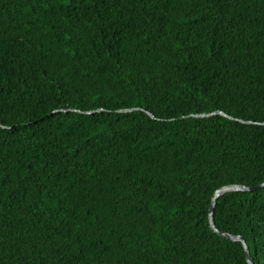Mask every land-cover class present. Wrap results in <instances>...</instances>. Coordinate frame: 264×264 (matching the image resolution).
<instances>
[{"label":"trees","instance_id":"16d2710c","mask_svg":"<svg viewBox=\"0 0 264 264\" xmlns=\"http://www.w3.org/2000/svg\"><path fill=\"white\" fill-rule=\"evenodd\" d=\"M263 182L264 0H0V264H248Z\"/></svg>","mask_w":264,"mask_h":264},{"label":"water","instance_id":"95a60500","mask_svg":"<svg viewBox=\"0 0 264 264\" xmlns=\"http://www.w3.org/2000/svg\"><path fill=\"white\" fill-rule=\"evenodd\" d=\"M262 186H264V182L261 183L260 185H255V186H249V185H243V184H232V185L224 186L222 188L217 189V191L215 192V195L211 201L210 207H209V219H210L211 226L214 228L215 232H217L219 235L227 237L229 239L242 241L244 249H245L248 264H253V258H252L250 251H249L247 243L245 242L244 239H242L241 235H234V234H231V233H228L225 231H221V230L216 228L214 220H213L214 208H215L217 199L226 192L236 191V190H245V191L256 190V189L261 188Z\"/></svg>","mask_w":264,"mask_h":264}]
</instances>
